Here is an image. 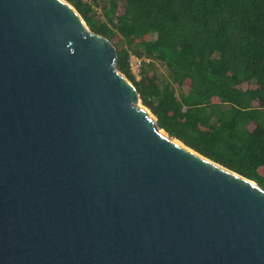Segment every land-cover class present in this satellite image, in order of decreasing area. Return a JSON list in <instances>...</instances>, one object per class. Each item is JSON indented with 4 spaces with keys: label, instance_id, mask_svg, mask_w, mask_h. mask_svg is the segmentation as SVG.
Segmentation results:
<instances>
[{
    "label": "water",
    "instance_id": "1",
    "mask_svg": "<svg viewBox=\"0 0 264 264\" xmlns=\"http://www.w3.org/2000/svg\"><path fill=\"white\" fill-rule=\"evenodd\" d=\"M116 61L66 0H0V264H264V188L158 127Z\"/></svg>",
    "mask_w": 264,
    "mask_h": 264
},
{
    "label": "trees",
    "instance_id": "2",
    "mask_svg": "<svg viewBox=\"0 0 264 264\" xmlns=\"http://www.w3.org/2000/svg\"><path fill=\"white\" fill-rule=\"evenodd\" d=\"M66 1L115 46L158 127L264 188V0ZM131 54L148 59L139 79Z\"/></svg>",
    "mask_w": 264,
    "mask_h": 264
},
{
    "label": "built area",
    "instance_id": "3",
    "mask_svg": "<svg viewBox=\"0 0 264 264\" xmlns=\"http://www.w3.org/2000/svg\"><path fill=\"white\" fill-rule=\"evenodd\" d=\"M85 1H88L90 3L92 2L91 0H85ZM144 62H148V59L133 54H131L128 58L129 70L137 79L141 77V70Z\"/></svg>",
    "mask_w": 264,
    "mask_h": 264
},
{
    "label": "rangeland",
    "instance_id": "4",
    "mask_svg": "<svg viewBox=\"0 0 264 264\" xmlns=\"http://www.w3.org/2000/svg\"><path fill=\"white\" fill-rule=\"evenodd\" d=\"M92 1V0H91ZM162 73H164L163 67H160L157 71H156V75L158 77H160L162 75Z\"/></svg>",
    "mask_w": 264,
    "mask_h": 264
},
{
    "label": "bare ground",
    "instance_id": "5",
    "mask_svg": "<svg viewBox=\"0 0 264 264\" xmlns=\"http://www.w3.org/2000/svg\"><path fill=\"white\" fill-rule=\"evenodd\" d=\"M161 131V130H160ZM162 133H163V131H161ZM176 142H178L177 140H176ZM179 143V142H178ZM180 144V143H179Z\"/></svg>",
    "mask_w": 264,
    "mask_h": 264
}]
</instances>
